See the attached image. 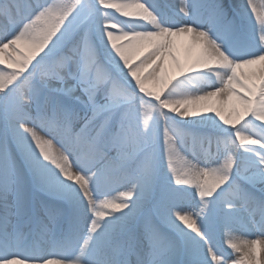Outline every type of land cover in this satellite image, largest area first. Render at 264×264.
<instances>
[{"label":"snow or ice","instance_id":"snow-or-ice-1","mask_svg":"<svg viewBox=\"0 0 264 264\" xmlns=\"http://www.w3.org/2000/svg\"><path fill=\"white\" fill-rule=\"evenodd\" d=\"M0 264H264V0H0Z\"/></svg>","mask_w":264,"mask_h":264},{"label":"bare ground","instance_id":"bare-ground-1","mask_svg":"<svg viewBox=\"0 0 264 264\" xmlns=\"http://www.w3.org/2000/svg\"><path fill=\"white\" fill-rule=\"evenodd\" d=\"M169 2L170 3H173V4H175L177 7H179V3H180V0H169ZM242 3H243V0H242ZM257 3H259V0H257ZM142 54V53H141ZM151 63V61L149 62V64ZM146 68V67H145ZM144 68V72H145V74L148 72V71H151V68H146L145 69ZM149 69V70H148ZM150 87H151V85H149ZM211 103H213V105H214V101L213 102H211ZM113 194H115V193H113Z\"/></svg>","mask_w":264,"mask_h":264},{"label":"rangeland","instance_id":"rangeland-1","mask_svg":"<svg viewBox=\"0 0 264 264\" xmlns=\"http://www.w3.org/2000/svg\"><path fill=\"white\" fill-rule=\"evenodd\" d=\"M222 2L224 3V1L222 0ZM231 2H233L232 4H239V3H242V0H231ZM142 54L141 53H137L135 54L134 56V59H133V62H137V60L140 58ZM150 62V61H149ZM146 68H149V67H146ZM145 68V69H146ZM149 70V69H148Z\"/></svg>","mask_w":264,"mask_h":264}]
</instances>
